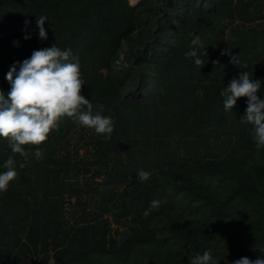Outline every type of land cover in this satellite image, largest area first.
<instances>
[{"label":"trees","instance_id":"1","mask_svg":"<svg viewBox=\"0 0 264 264\" xmlns=\"http://www.w3.org/2000/svg\"><path fill=\"white\" fill-rule=\"evenodd\" d=\"M196 36L201 66L186 56ZM52 45L78 58L81 94L113 131L64 117L27 158L0 138V172L9 156L17 172L0 192V264L264 259V146L247 97L226 111L220 96L246 71L264 98V0H0V91Z\"/></svg>","mask_w":264,"mask_h":264},{"label":"clouds","instance_id":"2","mask_svg":"<svg viewBox=\"0 0 264 264\" xmlns=\"http://www.w3.org/2000/svg\"><path fill=\"white\" fill-rule=\"evenodd\" d=\"M46 21L47 17L44 15L36 19L41 40L47 39L44 27ZM29 23L30 21H25V25ZM191 44L193 48L186 56L194 58L195 64L203 65L204 61L198 50L203 48L202 55L207 54L200 37L196 36ZM221 54L228 52L225 50ZM229 62L239 63L235 55H230ZM5 79L10 84V89L7 93L0 91V138L8 141L12 153L27 158L29 153L24 146H38L45 142L49 133L58 127L59 121L64 117L94 129L97 134L110 135L113 131L112 118L103 116L100 112L93 114V105L81 94L85 84L81 78L79 60L70 49L61 50L52 45L34 50L30 58L20 62L18 71L13 64ZM260 86L261 80H253L246 71H242L238 78L231 79L220 92L226 111L234 108L238 98L247 97L245 122L253 126L252 138L258 149L264 146V98L257 95ZM34 156L39 160L42 152L37 148ZM4 168L7 170L0 172V192L7 191L9 182L17 177L12 156L5 161ZM150 175L141 169L138 170L137 178L145 181ZM158 203L153 200L152 206H157ZM191 264H218V260L213 258L211 250H206L203 254L197 252ZM233 264H264V259L250 260L241 257L233 261Z\"/></svg>","mask_w":264,"mask_h":264},{"label":"rangeland","instance_id":"3","mask_svg":"<svg viewBox=\"0 0 264 264\" xmlns=\"http://www.w3.org/2000/svg\"><path fill=\"white\" fill-rule=\"evenodd\" d=\"M135 2H136V0H130V3H132V4L135 3Z\"/></svg>","mask_w":264,"mask_h":264}]
</instances>
